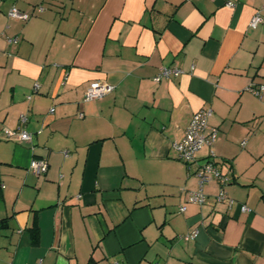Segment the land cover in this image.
<instances>
[{"label":"crops","instance_id":"0c3cea01","mask_svg":"<svg viewBox=\"0 0 264 264\" xmlns=\"http://www.w3.org/2000/svg\"><path fill=\"white\" fill-rule=\"evenodd\" d=\"M256 12L264 0H0V264H264ZM93 80L112 89L86 100ZM203 108L217 133L188 171L174 143ZM17 127L32 140L5 135ZM210 156L227 197L213 179L190 202Z\"/></svg>","mask_w":264,"mask_h":264},{"label":"built area","instance_id":"2783aa9c","mask_svg":"<svg viewBox=\"0 0 264 264\" xmlns=\"http://www.w3.org/2000/svg\"><path fill=\"white\" fill-rule=\"evenodd\" d=\"M227 5H233L232 1H227ZM8 16L12 18H18L21 20H27L30 18L31 13L25 10H21L16 6H11L8 10ZM264 20V17L259 12L254 13L251 17L250 24L252 26H256ZM179 69L177 68H168L161 67L160 71L155 75V80H160L162 77H167L170 74H178ZM249 90L253 93L261 96V90L264 89V84L252 85L248 86ZM112 89V86L102 82L100 80H93L89 83L85 90L84 99L93 100L99 99L103 97L105 94L109 93ZM52 111V109H51ZM211 113V109H200L196 111L189 123L187 124L184 134L174 143L175 148L178 152V157L185 164L188 171L191 169L192 163L195 162V152L202 147V145L207 144L211 145L215 140V136L217 133V129L212 127L209 128L207 119ZM22 121L25 120L23 116H21ZM7 137L15 136L19 141L30 142L33 138V132L25 130L21 127H17L13 130H6ZM213 155V154H212ZM211 155V156H212ZM208 157L204 162L196 165V168L193 170V174L196 176L198 180V188L196 190H188L187 191V200L193 203H203L206 198V193L203 191V186L209 181L215 179L219 184V191L216 195L217 200L226 199V192L224 190V186L228 183L229 177L221 172L219 167L217 166L213 157ZM48 167V163L45 158H32L29 162V169L39 175L43 174ZM232 202V199H229ZM241 208L248 209L245 204L241 205ZM186 209L184 204L179 206V211L182 212ZM197 230H194L191 233L183 235L184 238L196 237ZM114 264H119L115 262Z\"/></svg>","mask_w":264,"mask_h":264},{"label":"trees","instance_id":"16d2710c","mask_svg":"<svg viewBox=\"0 0 264 264\" xmlns=\"http://www.w3.org/2000/svg\"><path fill=\"white\" fill-rule=\"evenodd\" d=\"M31 233H32V239H33V241L36 242V240L38 238V228L37 227L32 228Z\"/></svg>","mask_w":264,"mask_h":264}]
</instances>
